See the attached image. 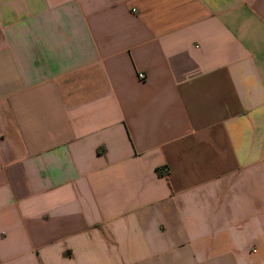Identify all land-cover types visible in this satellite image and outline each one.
<instances>
[{
    "label": "crops",
    "instance_id": "crops-1",
    "mask_svg": "<svg viewBox=\"0 0 264 264\" xmlns=\"http://www.w3.org/2000/svg\"><path fill=\"white\" fill-rule=\"evenodd\" d=\"M0 264H264V0H0Z\"/></svg>",
    "mask_w": 264,
    "mask_h": 264
},
{
    "label": "built area",
    "instance_id": "built-area-1",
    "mask_svg": "<svg viewBox=\"0 0 264 264\" xmlns=\"http://www.w3.org/2000/svg\"><path fill=\"white\" fill-rule=\"evenodd\" d=\"M139 78H141L142 80L146 79V74L143 72L139 73Z\"/></svg>",
    "mask_w": 264,
    "mask_h": 264
}]
</instances>
